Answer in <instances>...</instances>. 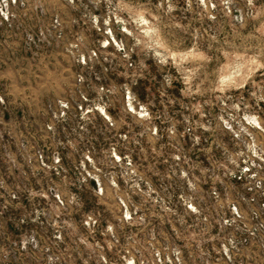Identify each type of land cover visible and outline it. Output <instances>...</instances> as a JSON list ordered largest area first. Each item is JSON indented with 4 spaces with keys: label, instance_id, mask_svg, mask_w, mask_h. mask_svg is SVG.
I'll return each mask as SVG.
<instances>
[{
    "label": "rangeland",
    "instance_id": "rangeland-1",
    "mask_svg": "<svg viewBox=\"0 0 264 264\" xmlns=\"http://www.w3.org/2000/svg\"><path fill=\"white\" fill-rule=\"evenodd\" d=\"M0 264H264V0H0Z\"/></svg>",
    "mask_w": 264,
    "mask_h": 264
}]
</instances>
